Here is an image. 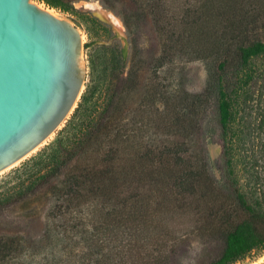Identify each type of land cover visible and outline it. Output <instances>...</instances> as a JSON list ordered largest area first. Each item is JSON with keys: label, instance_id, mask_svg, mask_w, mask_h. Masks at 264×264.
<instances>
[{"label": "trees", "instance_id": "1", "mask_svg": "<svg viewBox=\"0 0 264 264\" xmlns=\"http://www.w3.org/2000/svg\"><path fill=\"white\" fill-rule=\"evenodd\" d=\"M37 1L85 23L95 79L60 137L0 189V264H172L186 218L221 246L207 264L264 252V189L248 199L235 161L254 141L264 152V0H97L127 30V71L82 0ZM179 61L206 66L201 92L157 81Z\"/></svg>", "mask_w": 264, "mask_h": 264}, {"label": "water", "instance_id": "2", "mask_svg": "<svg viewBox=\"0 0 264 264\" xmlns=\"http://www.w3.org/2000/svg\"><path fill=\"white\" fill-rule=\"evenodd\" d=\"M37 0H0V181L59 137L91 87L69 19Z\"/></svg>", "mask_w": 264, "mask_h": 264}, {"label": "rangeland", "instance_id": "3", "mask_svg": "<svg viewBox=\"0 0 264 264\" xmlns=\"http://www.w3.org/2000/svg\"><path fill=\"white\" fill-rule=\"evenodd\" d=\"M36 4L42 6L43 8L53 10L56 14L69 19L81 32L83 42L85 44L91 42L92 37L89 36L85 23H83L76 16L51 9L39 1H36ZM75 7L81 12H89L93 14L110 26L114 39L100 40L97 44L109 45L113 41L118 42L128 63L126 67L127 71L131 60V46L127 30L121 18L112 11L105 9L97 0H82L75 3ZM133 30L135 33L137 31V27ZM141 32L142 40H140V42L147 50L145 52V58L148 57L147 60L150 61L152 57L158 53L156 35L148 25L142 27ZM92 48L93 47L86 48L91 86L93 85L95 79V74H92L90 65V51ZM255 64L257 68L264 69V58L258 59ZM156 76L157 81H161L163 85L174 84L176 89L186 90L191 93H199L205 87L207 70L206 66L201 62L179 61L171 67L165 68ZM101 96V93L97 92L92 102L101 98ZM253 144H255V146H248L249 152L246 161L243 162V159L241 158H236L235 160L237 178L241 186L240 191L244 193L248 199H251L254 193H258L256 191L264 189V152L260 150L255 141ZM209 149L212 157L217 159L221 151L218 142L211 144ZM256 160H258V164L254 163ZM15 174L1 180L0 189H9L10 187L16 185L19 181L13 179ZM188 219L189 218L176 221L177 223H181V225H177L176 227L184 230L176 237V246L174 248L176 257L173 258L172 264H207L212 259L219 256L221 246L216 242V240L206 241L207 238L197 231V225L188 221ZM235 264H264V252L254 251L247 258Z\"/></svg>", "mask_w": 264, "mask_h": 264}, {"label": "bare ground", "instance_id": "4", "mask_svg": "<svg viewBox=\"0 0 264 264\" xmlns=\"http://www.w3.org/2000/svg\"><path fill=\"white\" fill-rule=\"evenodd\" d=\"M40 6V5H39ZM40 7H42V6H40ZM43 8V7H42ZM50 12H52V13H54V14H56L55 13V11H53V10H50ZM58 15V14H57ZM119 23V22H118ZM119 25V24H118ZM121 27V26H120ZM122 28V27H121Z\"/></svg>", "mask_w": 264, "mask_h": 264}]
</instances>
